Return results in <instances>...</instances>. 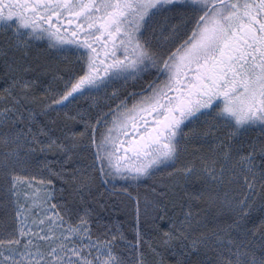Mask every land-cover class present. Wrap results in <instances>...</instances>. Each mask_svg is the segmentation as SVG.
<instances>
[{"label":"snow or ice","instance_id":"1","mask_svg":"<svg viewBox=\"0 0 264 264\" xmlns=\"http://www.w3.org/2000/svg\"><path fill=\"white\" fill-rule=\"evenodd\" d=\"M0 81V264H264V0H0ZM168 168L144 202L156 244L93 231L97 179Z\"/></svg>","mask_w":264,"mask_h":264},{"label":"trees","instance_id":"2","mask_svg":"<svg viewBox=\"0 0 264 264\" xmlns=\"http://www.w3.org/2000/svg\"><path fill=\"white\" fill-rule=\"evenodd\" d=\"M68 60L70 61L71 59ZM0 87H3L2 81H0ZM36 90H39V86L38 89L36 87ZM62 115L63 113L61 111V118ZM56 116L57 113L53 112L51 113L50 118H56ZM76 130L80 131L82 129L78 127ZM37 158L42 160L44 159V156L38 154ZM47 159L56 162L57 157L48 154ZM88 162L89 160L86 159L83 161V164H73L72 167H84V165H86ZM164 172H166V169L156 172L151 179L144 178L140 182L132 183H127L120 179L113 181L111 178H107L108 183L105 184L102 182V180L97 179L96 184L92 189L91 197H89L90 203L94 200L96 213L99 217L98 221L94 222L93 231L95 232L98 230L100 233H104L110 230V234H115L117 236V248L120 250H124L126 244L136 242V233L138 230L142 233V240L156 244L162 232L167 231V224L165 221L160 220L159 216L156 217L155 223H153L151 219L146 218L144 216V202L145 199H153L155 195L152 192L153 187L156 188V193L164 190L161 185L162 180L158 179L160 178L159 175ZM17 174L28 177L34 176L37 181L40 179L47 180L50 178L48 173L41 171L38 165H32L26 171L21 170ZM52 179L54 180L57 190H59L61 187L66 189L64 195L67 197L68 192L71 191V189L68 188V185L61 184V182L56 178ZM156 179L159 180V183L154 182ZM6 187L7 184L5 183L4 177L0 175V233L5 232L10 228V226L15 224V203L12 199L5 195L4 189ZM150 192L151 195H153L151 196L152 198L148 196ZM137 200H139V208L141 213L139 224L137 221ZM162 214L163 213H161V215ZM156 225H160L159 232L157 231ZM121 235L123 236V240L120 239ZM144 251L149 252L147 245H145ZM169 257L170 253H166V264H173L172 259Z\"/></svg>","mask_w":264,"mask_h":264},{"label":"rangeland","instance_id":"3","mask_svg":"<svg viewBox=\"0 0 264 264\" xmlns=\"http://www.w3.org/2000/svg\"><path fill=\"white\" fill-rule=\"evenodd\" d=\"M33 51V52H32ZM32 53H30V55L32 57H36V56H39L42 60L43 59H49L51 60L52 62L56 63L59 65L60 68H64L66 66H68L69 64V60H65L64 57L67 56L68 59H71L73 60L74 57L72 55V53H56L54 50H49L48 49V45H47V42L46 41H38L35 43L33 49L31 50ZM68 64V65H67ZM51 77H41V80L44 82V83H39L37 84V89H38V86H39V90L35 92V95L38 97V98H43L44 96V87L46 86V83L48 80H50ZM112 91V89H108V92L110 93ZM129 91H132L131 88H129ZM81 103H83V100H81ZM37 107V110H38V106ZM108 109L107 107H102L100 109H98V111H104L106 112ZM177 167H179V164H177ZM172 169L171 168H168L166 169V172L162 173L160 176V180L161 181V185H162V188H163V185L168 183V176H167V173L168 172H171ZM154 182H157L159 183V180H155ZM161 188V189H162ZM148 196H153L151 195V192L148 194ZM152 198V197H151Z\"/></svg>","mask_w":264,"mask_h":264}]
</instances>
